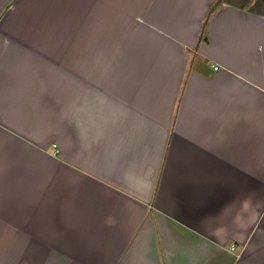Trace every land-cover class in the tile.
Returning <instances> with one entry per match:
<instances>
[{"label": "crops", "instance_id": "1", "mask_svg": "<svg viewBox=\"0 0 264 264\" xmlns=\"http://www.w3.org/2000/svg\"><path fill=\"white\" fill-rule=\"evenodd\" d=\"M217 1L0 0V264H264V0Z\"/></svg>", "mask_w": 264, "mask_h": 264}, {"label": "trees", "instance_id": "2", "mask_svg": "<svg viewBox=\"0 0 264 264\" xmlns=\"http://www.w3.org/2000/svg\"><path fill=\"white\" fill-rule=\"evenodd\" d=\"M218 4H219V0L215 3L214 7H217ZM214 7H213V9H214ZM213 9H212V11H213Z\"/></svg>", "mask_w": 264, "mask_h": 264}, {"label": "built area", "instance_id": "3", "mask_svg": "<svg viewBox=\"0 0 264 264\" xmlns=\"http://www.w3.org/2000/svg\"><path fill=\"white\" fill-rule=\"evenodd\" d=\"M214 69H217V67H214Z\"/></svg>", "mask_w": 264, "mask_h": 264}]
</instances>
